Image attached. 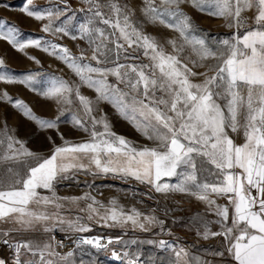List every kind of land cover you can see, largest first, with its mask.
Returning <instances> with one entry per match:
<instances>
[{"label":"snow or ice","instance_id":"6c2138e0","mask_svg":"<svg viewBox=\"0 0 264 264\" xmlns=\"http://www.w3.org/2000/svg\"><path fill=\"white\" fill-rule=\"evenodd\" d=\"M84 3L88 7L79 11L87 19L79 25L77 34L69 30L67 21L57 24L61 16L72 11L67 0L54 3L50 0L52 6L45 8H37L33 0H25L19 11L37 21H46L41 29L45 33L84 40L92 53L90 59L86 49L77 57L68 48L43 38L21 40L22 33L15 25L0 20V40L20 52L31 46L54 56L79 81L53 76L45 87L37 88L39 73L17 77L3 67L4 61L0 59V82L21 83L46 99L55 100L61 106V115L78 104L83 115L73 114L72 123L89 137L73 143L61 136L63 143L57 145L53 141L51 153L42 156L29 150L26 142L18 139L5 122L0 128V166H3L0 225L9 227L0 229V235L8 237L12 232L34 231L38 227L45 233L57 228L84 233L91 231L88 222L107 227L131 226L145 232L156 226L163 229L165 221L155 215V209L145 214L136 208L125 210L115 199L104 205L90 193L81 197L57 194L56 186L75 179L79 172L111 173L146 184L157 193L179 192L205 201L217 219L209 221L198 215L193 220L197 234L204 239L223 236L227 252L236 264H264V0H143L141 12L148 22L178 33V39L166 41L171 52L132 19L134 13L127 5L118 0H107L104 4L99 0H84ZM185 3L211 16L222 17L236 32L231 38L219 41L221 47L213 51L203 38L194 34L195 26L181 7ZM253 9L254 21L250 26L243 14ZM74 16L75 12L67 19ZM186 47L197 60L183 55ZM136 53L148 62L130 63L139 59ZM209 58H215L217 63L208 65L206 72L193 70V67H205L204 61ZM29 59L40 63L35 57ZM109 76L115 78V83L109 81ZM197 76L204 77L202 82H193L192 78ZM81 86L95 90L96 100L83 95ZM0 101L11 104L43 129L58 128L59 116L54 120L42 119L7 91L0 93ZM101 101L110 103L138 131L156 142V146L137 147L114 133L106 115L99 118L94 115ZM229 130L232 133L242 130L244 142L235 143ZM197 157L202 159L199 168ZM204 163L211 168L205 169ZM203 171L214 176V181L202 180ZM173 177L180 179L177 183L166 182L165 178ZM212 195L226 198L227 203L217 204L210 198ZM81 201H86L83 207ZM73 208L83 215L65 214ZM212 223L219 225L220 231H212ZM53 239L21 241L14 247L17 254L24 249L38 257L30 264H60L65 257L55 252ZM119 242L112 238L105 242L100 237L78 240L79 244L97 250ZM147 243L172 249L177 264H188L182 259L188 255L184 249L176 250L163 239ZM57 256L59 260H54ZM111 256L121 264H141L139 252L132 257L127 251L113 249ZM0 264L5 262L0 260Z\"/></svg>","mask_w":264,"mask_h":264},{"label":"rangeland","instance_id":"374dc122","mask_svg":"<svg viewBox=\"0 0 264 264\" xmlns=\"http://www.w3.org/2000/svg\"><path fill=\"white\" fill-rule=\"evenodd\" d=\"M54 2L55 0H53ZM99 2L104 4L107 0H99ZM118 2L122 5H127L132 10L134 13L132 19L141 24L147 34L156 37L161 44H164L166 51H172L171 46L167 45L166 41L178 39V33L159 24L148 22L141 12L143 0H118ZM24 3L25 0H0V4L10 5L9 8L0 6V20L7 21L10 25H15L22 33L19 37L21 40L43 38L68 48L77 57L80 56L82 49H86V55L90 59L92 53L84 40L79 38L72 40L68 36L60 38L43 32L41 30L42 25L46 21H37L19 11ZM33 4L37 8L52 6L50 0H33ZM67 4L72 11L66 13L65 16H61L57 24L67 21L69 30L73 34H77L79 25L87 19L85 13L79 10L87 8L88 5L84 3V0H67ZM60 6L63 7L62 4ZM181 7L185 14L191 18V22L195 26L196 31L194 34L203 38L207 47L213 51L221 47L219 41L224 38H231L236 32V29L227 26V22L222 17H214L206 12L199 11L191 3H185ZM104 11L107 12L108 10L104 9ZM254 11V9L249 10L243 14L250 26H253ZM73 12H75V16L68 20L67 17L72 16ZM97 26L106 28L103 24H98ZM244 31L245 29H240V34L243 35ZM135 55H138L139 59L129 61L130 63L148 62L141 54L136 53ZM183 55L190 57L191 60H197V57L191 52L190 48L186 47ZM30 56L35 57L40 63L37 64L35 60L29 59ZM0 59L4 61L3 67L17 77H22L28 73H39L37 88L42 89L45 87L50 77L53 76L72 82H79L78 77L62 61L38 48L29 46L24 52H20L6 41L0 40ZM121 62L124 61L121 60ZM92 63L95 64L94 61ZM216 63L217 60L215 58H209L204 61L205 67H193V70L196 72H206L208 65ZM189 66L192 67L191 64ZM208 74L211 75L212 73L209 72ZM108 79L110 82L115 83L114 77L109 76ZM192 79L193 82L199 83L202 82L204 77L197 76ZM3 91H7L14 100L20 99L24 101L33 113L42 119L54 120L59 116L58 128L43 129L35 121L25 117L22 112L11 104L0 101V128H3L6 122L8 128L13 130L14 135L26 142V147L29 150L42 156H47L51 153L53 141L57 145L63 143L61 136L73 143L82 142L89 138L87 133L72 123L73 114L83 115L82 112L78 111V104L65 110L63 115H61V106L55 100L46 99L21 83L5 84L4 82H0V93ZM80 91L93 101L96 100L97 93L95 90L81 86ZM94 115L98 118L101 115H106L111 130L117 135L125 137L135 146H156V142L148 139L142 132L138 131L134 124L124 119L110 103L99 102ZM229 135L237 144L244 142L242 130L238 133H232L229 130ZM196 163L198 168L201 167L202 159L197 157ZM203 167L208 169L211 168V165L204 163ZM2 173L3 166H0V174ZM200 178L202 180L207 179L208 182H212L215 179L207 171L201 172ZM179 179L180 177L165 178L166 182L169 183H177ZM56 191L60 197H81L85 193H90L104 205H108L111 200L115 199L125 210L136 208L145 214H151V210L155 209V215L165 221L163 229L160 226H156L147 232L133 229L131 226L126 228L107 227L95 222H88L91 231L84 233L66 232L61 231L59 228L45 233L42 227H38L34 231L23 233L12 232L10 234L17 242H47L50 237H54L57 234L79 236L78 238L84 236H90V238L100 237L104 241L112 238L113 240L118 239L120 241L119 243L109 245L107 249L103 250H97L92 246H81L74 256L65 257V260L61 261L60 264H81L82 261L84 264H91V261H95L96 264H121V261H117L111 256L113 249L118 252L127 251L132 257L139 252L141 264H177V258L172 249H160L155 244L147 243L149 240L158 242L161 239L171 241L176 250L184 249L188 255L182 257V259L187 261L188 264H236L233 257L227 252V244L223 236L204 239L197 234L196 225L193 223L194 218L199 215L209 221H215L217 217L213 212L209 211V205L205 201H201L194 196L179 192L157 193L154 189H150V186L141 184L134 179H121L111 173L107 175H93L84 172L77 173L75 179L64 180L59 183L56 186ZM44 194L48 193L45 192ZM252 194L256 195L254 189ZM210 198L215 199L216 203L220 205L227 203L226 198L223 197L212 195ZM85 203L86 201H81L80 206L83 207ZM166 210L167 215H165ZM65 214L72 217L83 215V213H79L75 208ZM7 227L9 226L0 225V229ZM210 227L212 231H220L219 225L215 223H212ZM133 240H136L137 243L131 244L130 242ZM52 244L55 250L54 239L52 240ZM220 253H223V255H220ZM33 259H38V257H33L31 253L23 249L22 264H30ZM53 259L59 260V256L53 257Z\"/></svg>","mask_w":264,"mask_h":264},{"label":"built area","instance_id":"2783aa9c","mask_svg":"<svg viewBox=\"0 0 264 264\" xmlns=\"http://www.w3.org/2000/svg\"><path fill=\"white\" fill-rule=\"evenodd\" d=\"M71 237L78 238L79 236H69L66 234H57L54 236V244L56 253L59 256L72 257L76 251L84 245L75 244ZM17 243L11 236L4 237L0 235V260H3L5 264H22L23 249L17 254L14 245ZM90 246V245H85ZM68 253H72L71 256Z\"/></svg>","mask_w":264,"mask_h":264},{"label":"bare ground","instance_id":"6f19581e","mask_svg":"<svg viewBox=\"0 0 264 264\" xmlns=\"http://www.w3.org/2000/svg\"><path fill=\"white\" fill-rule=\"evenodd\" d=\"M84 237H87V238H90V236H84ZM71 240L75 243V244H79L78 243V240H79V238H76V237H71ZM168 241V240H167ZM106 242V241H105ZM170 244H172V242L171 241H168Z\"/></svg>","mask_w":264,"mask_h":264}]
</instances>
